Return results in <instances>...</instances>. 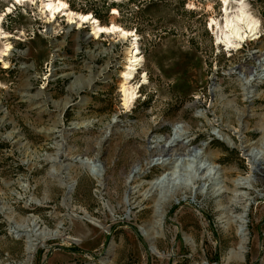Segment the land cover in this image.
<instances>
[{"label":"rangeland","instance_id":"rangeland-1","mask_svg":"<svg viewBox=\"0 0 264 264\" xmlns=\"http://www.w3.org/2000/svg\"><path fill=\"white\" fill-rule=\"evenodd\" d=\"M46 1L0 0V264H264V0Z\"/></svg>","mask_w":264,"mask_h":264},{"label":"bare ground","instance_id":"bare-ground-1","mask_svg":"<svg viewBox=\"0 0 264 264\" xmlns=\"http://www.w3.org/2000/svg\"><path fill=\"white\" fill-rule=\"evenodd\" d=\"M224 11L226 14L225 18V25H224V39L228 44L234 45L235 43L238 44L242 40H244L249 35H254L257 33L258 29V21L253 19L252 16L249 14L247 9L244 6V3L241 2V6L238 7V9L232 11L231 9L233 7H230V0H224ZM44 7L46 10H50V12L55 15L56 11L63 12L65 16L68 17L69 20L72 22L76 21V19L80 20L81 22H87L89 20H93V23H97L98 20L94 18L91 14H79L71 11L68 8V3L65 1H59L58 3H55L53 0H47L46 3H44ZM98 25V24H96ZM119 31L123 37H127L130 33L128 30H124L119 26L113 25V26H101L98 25L94 27L95 33H101V32H114ZM93 34V33H92ZM263 49V47H260V51ZM139 50L137 44H134L130 50H129V63L126 64L125 70L122 72L123 79V87L126 97V104H131L130 102L133 101V98L135 97V91L133 87L127 86V84L130 82V79L134 77V73L136 69L138 68L139 64ZM68 102L66 101L64 104H62L61 110H64ZM222 139L226 141V138L222 136ZM166 149H162L160 151L161 155H167L165 154ZM210 160L214 161L217 158V154H210ZM159 163V162H158ZM165 167V172H170V175H174L176 172L175 169V161H172V157L170 156L168 158H162V162H160ZM145 165H152L153 160L149 161L148 159L144 161V163L139 162L136 168H139V170L144 168ZM160 176L151 182L148 183V185L151 186V189L160 181ZM157 196V195H156ZM171 199V198H169ZM155 207L158 206V204H161V199H157L155 197ZM169 202V201H168ZM158 211V207L156 208ZM149 239V237H148Z\"/></svg>","mask_w":264,"mask_h":264},{"label":"water","instance_id":"water-1","mask_svg":"<svg viewBox=\"0 0 264 264\" xmlns=\"http://www.w3.org/2000/svg\"><path fill=\"white\" fill-rule=\"evenodd\" d=\"M245 240V239H244ZM242 246V245H241Z\"/></svg>","mask_w":264,"mask_h":264}]
</instances>
